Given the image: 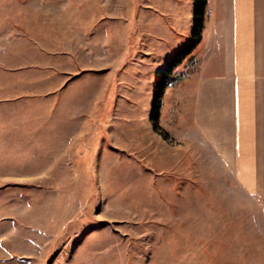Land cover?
I'll list each match as a JSON object with an SVG mask.
<instances>
[{
    "label": "rangeland",
    "instance_id": "1",
    "mask_svg": "<svg viewBox=\"0 0 264 264\" xmlns=\"http://www.w3.org/2000/svg\"><path fill=\"white\" fill-rule=\"evenodd\" d=\"M195 11L0 0V264H264V197L180 99ZM220 17L206 0L204 37Z\"/></svg>",
    "mask_w": 264,
    "mask_h": 264
},
{
    "label": "crops",
    "instance_id": "2",
    "mask_svg": "<svg viewBox=\"0 0 264 264\" xmlns=\"http://www.w3.org/2000/svg\"><path fill=\"white\" fill-rule=\"evenodd\" d=\"M220 8V28L206 37L202 29L200 41L182 57L196 67L187 78L194 84L186 100L179 95L220 159L264 197V0H220ZM102 65L97 68L109 72L110 63ZM173 91L168 87L162 96V115ZM178 105L177 112L183 108Z\"/></svg>",
    "mask_w": 264,
    "mask_h": 264
},
{
    "label": "trees",
    "instance_id": "3",
    "mask_svg": "<svg viewBox=\"0 0 264 264\" xmlns=\"http://www.w3.org/2000/svg\"><path fill=\"white\" fill-rule=\"evenodd\" d=\"M206 6V0H196V11H195V25H194V29H193V36H192V41L189 44V48L187 49V52L185 55H187L196 45L197 43L200 41V37H201V17L204 13V9ZM166 84V82H165ZM161 87H163V83L159 84V88L160 91L157 93H155L154 95V103L152 105V111L150 114V117L152 120H154L155 122V127H157V123L156 120L159 118L160 116V107H161V98L163 96H161Z\"/></svg>",
    "mask_w": 264,
    "mask_h": 264
}]
</instances>
